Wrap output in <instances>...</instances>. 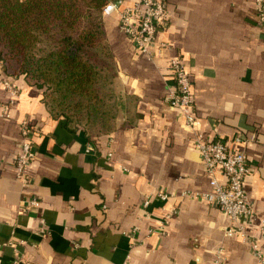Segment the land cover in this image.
I'll use <instances>...</instances> for the list:
<instances>
[{
	"label": "crops",
	"instance_id": "0c3cea01",
	"mask_svg": "<svg viewBox=\"0 0 264 264\" xmlns=\"http://www.w3.org/2000/svg\"><path fill=\"white\" fill-rule=\"evenodd\" d=\"M166 4L150 54L116 15L103 14L118 101L113 127L96 136L52 113L44 89L0 60V264H260L253 244L264 257V26L255 0ZM177 55L191 77L198 132L248 154L244 187L255 217L247 238L228 236L229 215L191 194L213 186L195 132L165 101ZM23 120L38 129L27 182L15 169Z\"/></svg>",
	"mask_w": 264,
	"mask_h": 264
},
{
	"label": "trees",
	"instance_id": "16d2710c",
	"mask_svg": "<svg viewBox=\"0 0 264 264\" xmlns=\"http://www.w3.org/2000/svg\"><path fill=\"white\" fill-rule=\"evenodd\" d=\"M108 0H0V60L44 89L52 113L90 137L116 118V76L106 41Z\"/></svg>",
	"mask_w": 264,
	"mask_h": 264
},
{
	"label": "built area",
	"instance_id": "2783aa9c",
	"mask_svg": "<svg viewBox=\"0 0 264 264\" xmlns=\"http://www.w3.org/2000/svg\"><path fill=\"white\" fill-rule=\"evenodd\" d=\"M255 4L260 23L264 26V0H255ZM103 14L116 15L120 29L127 34L138 50L145 54L151 53V48L157 42L158 29L165 25L168 18L166 0H131L127 5L123 4V0H108L103 7ZM159 43L160 48L166 45L163 41ZM168 68L172 73L174 86L165 95V101L179 109L182 123L195 132L194 144L201 153L213 186L211 191L191 194L194 197L202 196L216 203L229 215L230 223L225 227V233L228 236L239 234L247 238L249 226L255 217L254 209L244 187L245 178L251 170L248 154L245 149L231 148L222 139L205 138L200 131L198 132L201 119L195 112L192 81L183 57L180 55L171 57ZM21 126L23 141L15 160V169L17 178L22 182H27L29 179L27 166L35 157L32 131L38 129L28 120H23ZM237 140L240 141L239 138ZM219 171L224 175L223 180L218 176ZM158 195L162 199L168 196L164 192ZM148 203L149 200L146 199L145 204ZM29 204L38 205L39 201L31 198ZM166 217L169 219L170 214ZM246 219L249 220L246 221ZM39 221L40 231L45 232L47 230L45 219L40 218ZM259 228L264 234V221L260 223ZM253 248L260 259V264H264L263 253L258 245L253 244ZM220 259L221 256L218 255L216 263ZM17 263V260L13 262V264Z\"/></svg>",
	"mask_w": 264,
	"mask_h": 264
}]
</instances>
